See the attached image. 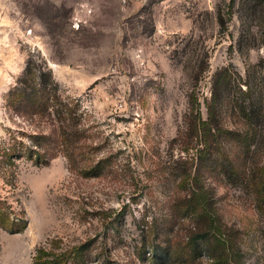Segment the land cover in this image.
Returning <instances> with one entry per match:
<instances>
[{
  "label": "rangeland",
  "instance_id": "rangeland-1",
  "mask_svg": "<svg viewBox=\"0 0 264 264\" xmlns=\"http://www.w3.org/2000/svg\"><path fill=\"white\" fill-rule=\"evenodd\" d=\"M29 62L80 100L103 163L90 177L63 156L22 161L16 188L0 178L1 209L26 225L0 227V264H264V119L243 139L233 105L251 87L264 116V0H0V137ZM225 69L207 146L188 118L208 120Z\"/></svg>",
  "mask_w": 264,
  "mask_h": 264
},
{
  "label": "trees",
  "instance_id": "trees-1",
  "mask_svg": "<svg viewBox=\"0 0 264 264\" xmlns=\"http://www.w3.org/2000/svg\"><path fill=\"white\" fill-rule=\"evenodd\" d=\"M219 24L221 28L226 27L221 13ZM36 70L38 72L33 71L32 63L29 62L17 85L9 92L8 106L6 104L5 108L13 113V126L7 127L5 135L0 137V178L7 185L16 188L20 162L26 161L40 167L49 165L59 156L67 159L72 172H82L90 177L99 176L103 162H96L97 148L94 147L92 127L88 126L87 115L80 100L67 95L45 65L38 64ZM227 71L225 69L217 74L212 97L207 102L208 120L203 121L200 109L193 108L188 118L191 134L202 133L207 146L209 143H218L222 138L221 133H224L217 111L224 93L232 84L231 77H226ZM200 73L201 69H198L194 75L195 80L199 79ZM240 85L239 83L237 87L242 91ZM243 95L233 99V105L248 127V131L243 132L244 135L237 136L246 139L249 138V131L255 129L259 124L258 120H263L264 116L253 102L251 87H248L247 93L243 91ZM255 173H251L253 177ZM200 198V203H203V196L200 195ZM4 204L0 197V205ZM1 208L0 206V227L10 232H21L26 228V225L18 228L5 207ZM193 214L198 218H212L213 215L206 209H199ZM197 238H205V233H200Z\"/></svg>",
  "mask_w": 264,
  "mask_h": 264
},
{
  "label": "built area",
  "instance_id": "built-area-1",
  "mask_svg": "<svg viewBox=\"0 0 264 264\" xmlns=\"http://www.w3.org/2000/svg\"><path fill=\"white\" fill-rule=\"evenodd\" d=\"M32 33V30L30 29L29 31H28V34H31Z\"/></svg>",
  "mask_w": 264,
  "mask_h": 264
}]
</instances>
